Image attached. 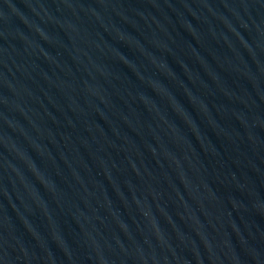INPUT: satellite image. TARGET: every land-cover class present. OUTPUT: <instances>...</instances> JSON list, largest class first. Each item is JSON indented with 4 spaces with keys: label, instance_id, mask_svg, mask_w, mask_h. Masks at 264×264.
I'll use <instances>...</instances> for the list:
<instances>
[{
    "label": "water",
    "instance_id": "water-1",
    "mask_svg": "<svg viewBox=\"0 0 264 264\" xmlns=\"http://www.w3.org/2000/svg\"><path fill=\"white\" fill-rule=\"evenodd\" d=\"M0 264H264V0H0Z\"/></svg>",
    "mask_w": 264,
    "mask_h": 264
}]
</instances>
